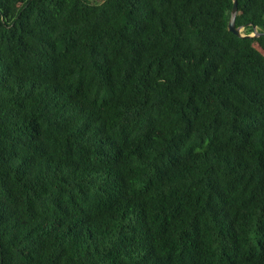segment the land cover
<instances>
[{
    "label": "trees",
    "instance_id": "trees-1",
    "mask_svg": "<svg viewBox=\"0 0 264 264\" xmlns=\"http://www.w3.org/2000/svg\"><path fill=\"white\" fill-rule=\"evenodd\" d=\"M232 8L0 0V264H264V35Z\"/></svg>",
    "mask_w": 264,
    "mask_h": 264
},
{
    "label": "water",
    "instance_id": "water-1",
    "mask_svg": "<svg viewBox=\"0 0 264 264\" xmlns=\"http://www.w3.org/2000/svg\"><path fill=\"white\" fill-rule=\"evenodd\" d=\"M237 14H238V2L237 0H233V8H232V11H231V16H230V20H229V24H228V30L235 34L236 36L238 37H241V38H254V37H260V36H263L264 35V32H259L257 30H255V32L251 35H244L243 34V30L244 28L242 27H236V17H237Z\"/></svg>",
    "mask_w": 264,
    "mask_h": 264
}]
</instances>
